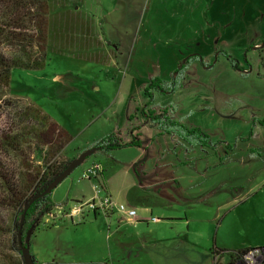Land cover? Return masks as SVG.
I'll return each mask as SVG.
<instances>
[{"label":"rangeland","instance_id":"obj_1","mask_svg":"<svg viewBox=\"0 0 264 264\" xmlns=\"http://www.w3.org/2000/svg\"><path fill=\"white\" fill-rule=\"evenodd\" d=\"M12 1L0 0V22L10 16L19 30L0 40V53L33 59L42 53L34 39L38 3ZM47 4L45 66L13 68L9 89L0 91V163L23 185L27 164L44 166V146L32 142L35 109L71 135L58 158H73L111 132L128 140V126L137 127L139 145L96 150L51 191L52 211L77 206L83 217L41 215L30 236L35 264H214L212 242L264 248V0ZM195 54L173 92L145 93L151 76L170 79ZM169 103L184 137L149 124L147 108ZM15 133L17 152L3 142ZM92 163L109 189L112 218L88 210L104 195L94 173L83 177ZM2 182L0 264H23L13 226L19 214Z\"/></svg>","mask_w":264,"mask_h":264},{"label":"trees","instance_id":"obj_2","mask_svg":"<svg viewBox=\"0 0 264 264\" xmlns=\"http://www.w3.org/2000/svg\"><path fill=\"white\" fill-rule=\"evenodd\" d=\"M7 1H10L11 4L13 3L12 0ZM36 2L38 3V11L34 14L37 31L35 35L36 37L34 39H36L40 43L39 51H41L42 53L39 52L40 54L33 55V59L26 57V60H22L21 58H8L5 57L2 53H0V91H3L4 89H9L11 70L13 68L19 67L22 69H41L45 66L46 52L42 51V47H44V45L47 43L49 8L47 0H36ZM7 20L0 22V40H3V38L8 37V33H12L13 36L17 35L18 33V22L10 16L7 18ZM197 57H199L197 54L186 57L185 60L181 63V65L178 67V69L172 73L170 79H163L159 76H151L149 78L147 86L145 87V93L151 98L153 96L152 93H154L152 90H157L158 94H165V92L168 91L173 92L178 86L182 84L186 77L188 67L191 65L192 62L197 60ZM202 59H204V57H202ZM34 114L39 117L34 118L36 120V123H38L37 126H39V128L33 130L36 135L33 136L34 141L32 142H34L36 145L40 144L41 142V145L44 146L43 149L45 151V157L42 158V163H44V166L40 167L37 165L33 167L27 164V162L25 161V163L28 165L25 169L29 170L30 168V170L26 171V173L25 171H23L24 176L22 174L23 177L21 179L25 180L23 185L15 180L14 176L12 175L13 170L11 172L9 168L0 163V180L3 181L2 185H5L6 192H8V194L10 195V202H12V206L19 215L24 211V207L30 201V199L42 192L50 183V181L54 179V177L59 172H61L66 167L68 162L72 159H62L57 157L59 152L63 150L65 144L71 139V135L42 109H35ZM145 114L148 117V121L150 122L149 124H151L152 126L157 125L160 130H163L165 132H174L176 134L181 135L182 137H184L182 134V129H185L187 131V128L183 125L182 119L178 117L177 109L173 103H169L164 106H159L157 112H154L152 107L147 108ZM131 120L132 115H130L128 119L129 124ZM136 128V126H128L127 129L132 131L130 132L131 136L128 141L121 139V137H119V132H111L104 136L102 139L97 140L93 144V146L98 147L97 150L109 152L120 147L139 145V135L134 134L133 132ZM194 130H198V135L201 134V130L199 128H194ZM3 142L6 146H10L13 151L17 152L21 149L19 147L20 137L16 133L11 137V139L9 136H7V138L5 137V140ZM197 142L200 143L202 141L199 140ZM94 164L97 163H92V165ZM99 174L100 173L98 172V170L97 173L94 174V177L98 178L99 180V189L103 190L104 195H108L111 197L109 192L106 190L107 188L104 180H101L99 178ZM103 188L106 189L104 190ZM48 196H50V193L35 198L27 208L21 230L22 236L23 231H25V229L30 225L33 219L35 221V226H37L41 215H43L44 213L48 214L52 211V203L49 202ZM65 208L66 211L70 207L65 206ZM88 210H91L94 216H96L99 208H88ZM104 212L105 215L109 217V212H107L106 210H104ZM18 216H16V219L13 222L14 229L17 232L18 225L21 219H18ZM76 216L83 217V210H80V212ZM72 219H74V216L72 217ZM14 238L16 239L15 233ZM15 244L18 250H20V245L17 239L15 240ZM245 250H226L217 247L215 242H212V245L208 251L209 254L212 256V259L214 260L216 256L229 259L231 258V256H235V254H239ZM214 264L216 263L214 262Z\"/></svg>","mask_w":264,"mask_h":264},{"label":"built area","instance_id":"obj_3","mask_svg":"<svg viewBox=\"0 0 264 264\" xmlns=\"http://www.w3.org/2000/svg\"><path fill=\"white\" fill-rule=\"evenodd\" d=\"M98 164L91 165L87 171L83 173L84 178H88L90 173H97ZM99 190V187H97ZM100 208L104 210H113L115 209L114 203L110 196L103 195L100 197V202H94V200L88 203V208ZM117 208L123 212H126L130 216H135V209H128L124 204H118ZM65 207H58L57 210L49 212L48 218L55 219L60 217H66L72 219L73 216H76L82 207L72 206L65 211ZM218 256L215 257V263H218ZM264 248L256 247L247 249L239 254H235V256H231V258H227V262L225 264H264Z\"/></svg>","mask_w":264,"mask_h":264},{"label":"water","instance_id":"obj_4","mask_svg":"<svg viewBox=\"0 0 264 264\" xmlns=\"http://www.w3.org/2000/svg\"><path fill=\"white\" fill-rule=\"evenodd\" d=\"M98 149V147L96 146H92L89 148L84 149L83 151H81L77 156L73 157L68 164L66 165V167L59 172L54 179H52L50 181V183L46 186V188L40 192L39 194H37L36 196H34L33 198L30 199V201L26 204V206L24 207V211L21 215V219H20V223L18 225V243L20 245V251H21V256H22V260L24 264H35L33 256L31 254L30 251V236L33 232V225H31L27 231H25V236H24V241H22V225H23V220L25 217V212L27 210V208L29 207V205L31 204V202L39 197V196H43L46 195L48 193H51V191L61 182L63 181L75 168H77L82 162H84V160L92 155L96 150Z\"/></svg>","mask_w":264,"mask_h":264},{"label":"crops","instance_id":"obj_5","mask_svg":"<svg viewBox=\"0 0 264 264\" xmlns=\"http://www.w3.org/2000/svg\"><path fill=\"white\" fill-rule=\"evenodd\" d=\"M129 140V139H128ZM127 140V141H128ZM106 185V184H105ZM107 187V186H106ZM108 189V188H107ZM109 190V189H108ZM117 213V212H116ZM116 213L114 212V211H111V212H109V217H113L114 215H116ZM111 217V218H112ZM160 230H152V232H159ZM159 234H161V233H159ZM182 236V235H181ZM160 239H167V237L164 235V234H161V237H160ZM253 245V244H252ZM258 247V246H257ZM221 260L223 261V264H225L226 262H227V258H224V257H221Z\"/></svg>","mask_w":264,"mask_h":264},{"label":"flooded vegetation","instance_id":"obj_6","mask_svg":"<svg viewBox=\"0 0 264 264\" xmlns=\"http://www.w3.org/2000/svg\"><path fill=\"white\" fill-rule=\"evenodd\" d=\"M169 93V92H168ZM143 111V113H145V110H142ZM131 131V130H130ZM100 209V208H99ZM103 210V209H102ZM31 225H33L34 227H36L35 226V221H34V219H33V221H31V223H30V225L26 228V230L25 231H27V229L31 226ZM34 227H33V229H34ZM23 235L25 236V232L23 233ZM23 236V237H24Z\"/></svg>","mask_w":264,"mask_h":264}]
</instances>
